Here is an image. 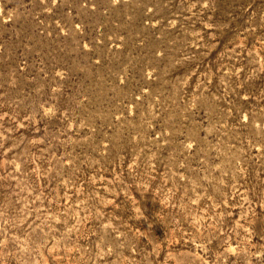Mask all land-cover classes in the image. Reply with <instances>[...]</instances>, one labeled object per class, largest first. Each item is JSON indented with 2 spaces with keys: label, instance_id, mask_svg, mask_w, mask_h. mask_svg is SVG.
<instances>
[{
  "label": "rangeland",
  "instance_id": "rangeland-1",
  "mask_svg": "<svg viewBox=\"0 0 264 264\" xmlns=\"http://www.w3.org/2000/svg\"><path fill=\"white\" fill-rule=\"evenodd\" d=\"M0 264H264V0H0Z\"/></svg>",
  "mask_w": 264,
  "mask_h": 264
}]
</instances>
